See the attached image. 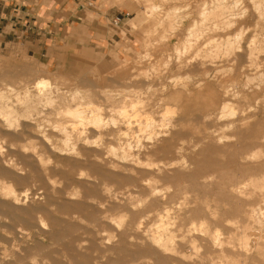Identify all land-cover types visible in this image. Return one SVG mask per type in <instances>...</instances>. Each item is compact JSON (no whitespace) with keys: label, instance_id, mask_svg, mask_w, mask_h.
Segmentation results:
<instances>
[{"label":"rangeland","instance_id":"obj_1","mask_svg":"<svg viewBox=\"0 0 264 264\" xmlns=\"http://www.w3.org/2000/svg\"><path fill=\"white\" fill-rule=\"evenodd\" d=\"M194 1L102 0L101 5L95 9L86 5L87 13L83 19L63 22L64 28L61 33L56 36L49 35L40 52L35 51V48L25 40L15 36L4 37L0 28V90L8 85L21 87L26 82L36 84L43 81L66 92H79L82 96L86 95V99L93 104L105 108L104 117L107 118L109 129L112 128V123H108L109 119L120 120L117 110H122L123 107L130 110L131 103H137L138 97L143 94L142 97L146 96L145 99L141 97L138 102L143 99L148 103L150 106L148 109L156 122L162 120L163 104L175 111L174 130L182 131L184 134L183 141L178 137L175 142L177 147L185 144L186 151L179 160H176L177 155L174 156L175 160L172 162L179 163L169 170L171 177L156 184L161 195L158 197L162 200L155 207H149L145 201L148 192L144 194L134 191L131 200H128L130 194L119 195L120 198L113 196L111 202H108L109 198L102 188H99V196L87 199L83 195L85 188L81 186L80 197L67 195L61 198H47L44 194L41 195L35 184L20 182L18 176L14 175L11 178L0 176V202L12 204L17 196L23 199L17 207L31 210L30 214L17 212L16 222L9 217H0V223L6 226H0V260H5L0 264H264V229L261 227L250 229L246 223H238L233 219V214H242L245 217L252 208L264 212V57H261L259 66L256 67H250L246 59L251 44L247 42L264 39V21L257 27L255 24L258 18L255 16L246 18L243 19L246 22L241 25V29L234 28L231 31L232 35L229 38L238 37V41L233 40L234 46L241 47L239 44L242 42L240 44L242 49H236L242 51L237 53L242 56L238 64L223 59L214 62L205 59L207 60L205 62L203 58H198L194 62L191 57L197 54L196 48L201 50L207 43L202 49L210 48L208 52L215 50L219 47L220 41L213 42L215 47L209 41L218 40L224 35L218 31L214 35L213 33L207 35L206 32L207 36H201V29L203 30L205 25H201L203 18L200 11L203 7L200 6V2L210 5L212 0ZM90 2L96 6L94 2ZM240 2L247 6L246 0ZM154 7H158L160 11L153 12ZM98 8L104 12L110 10L111 15L95 13L93 10ZM186 17V21L192 23L191 25L198 20V24L195 23L197 26L200 25V31L196 25L191 26L190 30V25L185 21ZM161 21L165 22V25ZM196 33L202 38L197 37ZM236 35L237 37H233ZM187 37H190V40H187ZM192 40H195L196 44ZM189 43L194 44L192 52L189 50ZM177 50L185 52L181 59L183 62L178 59ZM121 99H125L124 102H121ZM227 101L233 103V107L227 110L226 120L225 118L218 120V112ZM113 105L122 106V109L118 107L114 109ZM107 108L111 111L109 112ZM249 108L252 109L251 113ZM112 110L117 111L118 115L114 111L112 113ZM231 112L234 114L231 115ZM247 116H251L248 122L255 128L252 134L244 135L245 130L241 125ZM124 127L125 125L123 129L126 130ZM155 130L161 131L163 126L157 124ZM139 134L146 136L149 131ZM197 144L199 146L205 144L204 149H194ZM19 146H25L28 153L32 151V146L26 142H11L9 138L0 141L4 155ZM230 146L233 147L232 151H222ZM205 151L209 154L203 155ZM246 154L252 156L250 161H245ZM45 158L46 165L48 163L49 166L58 165L52 160L48 162L47 156ZM183 159L203 166L205 174L220 169L219 181L224 186L221 189L212 188L209 186L210 182H207L206 188H203L202 173L194 172L187 179L192 188L178 189L186 180L183 173L178 170L179 165L184 162ZM6 160L12 163L14 159L7 157ZM158 160L156 156L153 157V161ZM9 165L7 163L6 166L10 169ZM259 165L262 166L261 171L257 174H248L250 167ZM83 167L87 173L94 176L89 166ZM62 169L69 171L70 165L65 163ZM231 180L235 183H246L244 185L248 190H244L243 196L232 193L230 188L226 187V183ZM54 181L58 187L64 182L61 175H57ZM173 185H176L178 190L175 199L171 198L175 191ZM4 186L10 188L12 196L9 198L4 197L2 190ZM114 186L117 187L116 184ZM169 187L174 191H170ZM120 191L112 194L118 195ZM25 192L30 194L27 199L23 198ZM184 196L188 198L187 209L174 210L170 220H164L162 213L168 207L174 206L173 202L185 198ZM196 198L199 199L200 210L190 212L193 206L190 203ZM204 200H209L207 209ZM144 201L147 203L144 204ZM49 202L53 205L49 206ZM73 203H86L87 207L85 209L72 207ZM101 203L104 204L103 208L100 206ZM133 206L134 208H131ZM22 219L27 224L22 223L20 221ZM230 219L231 224H228ZM40 220L47 225V229L40 228ZM168 223H171L168 234L172 240L175 239L172 242L178 251L186 256L185 258L154 251L150 245L149 235L156 232L163 234L165 232L163 227H167ZM202 228L209 230L211 234L203 235ZM213 234L221 236L224 248L213 247L211 237ZM23 235L31 236L24 238L23 242L15 246L18 252H9L10 256L6 257L9 247L4 240L20 238ZM246 245L251 250L249 255L245 253ZM21 248L25 250L20 252Z\"/></svg>","mask_w":264,"mask_h":264},{"label":"bare ground","instance_id":"obj_2","mask_svg":"<svg viewBox=\"0 0 264 264\" xmlns=\"http://www.w3.org/2000/svg\"><path fill=\"white\" fill-rule=\"evenodd\" d=\"M194 2H197V1L195 0ZM211 3L212 4L209 3L210 5L206 3L207 4L206 5L205 3L202 4L200 2L201 4L200 6L203 7V8L201 7L202 9L200 11L201 12L200 16L203 18V21L202 19H200V21H202L203 24H201V22L199 23L202 26L205 25L203 27V30L201 29L202 34L201 33L200 34L202 36V35H206L205 33L208 32L207 35L208 34L211 35L212 33L214 35V33L219 31L218 33H223L224 35L223 36L221 35L222 37H219L218 40L213 39L214 41L213 40L209 41L210 44L213 42L216 43L217 41L218 42L220 41V43L217 42L219 44V47H216V49L214 48L215 50H212V51L210 50L208 52L210 48H207L206 50L202 49L203 47H206L207 43H205V46H203L201 50L195 47L198 52L196 51L197 54L194 53L195 56L192 53V56L194 57H191V58L193 60L192 59H189V60H192L195 62L196 59L203 58L204 60L207 59V60H210V62H214V61H217V59L220 61L223 59V60H231L234 64H238L240 60L242 59V56L237 53H240L242 51L236 50V49H240L242 47V45H240L242 42L240 41V44H239V46L241 47H238V45L236 44L235 45L237 47H235L233 44L234 43L233 40H235L236 42L238 37L236 35L233 37H237V39L229 38V36L232 35L231 31L234 28L241 29L240 28L241 25H244L246 22V21H243V19L250 18L253 16L258 18L257 19L258 22L255 25L260 26V24H262L264 21V0H246L247 6H243L244 4H240L241 3L240 0H212ZM160 9H162L161 6H160ZM152 11L156 12L160 10L158 9V7H154ZM177 13H179V11H177ZM198 13H199V10L197 12V16H198ZM174 17H175V14H174ZM186 19L187 17L185 18V21ZM168 22H169V19H168ZM195 22L193 25H196V28L199 29L200 25L197 26L198 20L196 22L197 24ZM162 23L164 24L165 22H162ZM191 24L192 23L189 24V22L187 23V25H190V27L193 26ZM189 29L191 30L192 27ZM238 31H241V30H237V32ZM240 36H241V33H240ZM242 36L244 35L242 34ZM190 37H187L188 38L187 40H190L189 39ZM197 37H200V35L198 34ZM257 38L258 37H256V39ZM231 39L232 41H230ZM192 41L193 43H195L194 42L195 40H192ZM250 42L251 44L249 45V49L247 48L249 50V53L247 55V58L246 57L245 58L248 59V63H250L251 65L250 67H253V66L256 67V66H259L258 63L261 57H264V39L262 40L260 39L258 42H256L255 39H253L247 43H250ZM189 45H190L189 50H191L192 52V50H194V44L189 43ZM215 46L216 45L214 44V47ZM222 46L225 48H223ZM203 50L207 52H204ZM176 52L178 55V59L181 60L182 55L185 52L182 53L181 50H177ZM207 60H205V62ZM186 61L188 62V60ZM203 65L204 64H202V66ZM182 67H184V65H182ZM186 67H187V63H186ZM248 70L250 69L248 68ZM225 82H228V81H225ZM150 90L151 89H149V91ZM126 94L128 95V92ZM129 95H131V93H129ZM135 95H136V92H135ZM140 95H141L140 96L141 98L143 94H140ZM85 96H82L79 94V92H75V91L74 93L63 91L59 87L51 85L50 83L43 82V81H40L36 84H31L29 82H26L23 85H21V87H16L14 85H11V86L8 85L6 86L5 89L0 90V141L5 138H9L11 142H19V143L26 142L32 146L31 153L27 152L28 150L25 148V146H19L16 149H14V151H11L7 155H4L2 148H0V159L2 160V162H0V176L4 178H11L14 175L18 176L20 182L24 181L28 184H35V186L41 192V195L44 194V196L47 198H51V197L61 198L67 195L74 197V198L78 196L80 197V195H82L80 187L84 186L85 193L83 195L87 199L88 198L93 199L99 196V191H100L99 188H102L101 190L107 195V198H109L108 202H111L110 199H112L113 196L114 198L115 196L117 198H120L119 195L126 196L130 194L128 196L129 197L128 200H131L133 198L132 196H133L134 191L142 192L144 194L148 192V196H146V200H145L148 202V206L149 207L157 206L161 202L162 199L158 197L160 195L159 194L160 191L159 189L156 188V184L160 182V180L171 177L170 176L171 173L169 172V170L173 169V167H175L179 163V162L178 163L176 162L177 164H175L172 162V160H175L174 156L177 155L178 159L176 160H179V158L183 156V154L186 152L184 148L185 144H182L181 147H177V144L175 142L176 138L179 137L181 138V141H183V137H184V134L182 131L174 130L176 128V124L174 122L175 111L168 105L163 104L164 111L162 110L163 108L161 109L159 107L161 111L163 112V115L161 117L162 120L160 119L161 121L156 122L155 119L153 118V115L150 109H148L150 107L148 103L145 102V100L143 99L138 102V99H140L138 97L137 103L136 102L131 103L132 106L130 110H127V107H123L122 109L121 108L122 106L118 107L116 105H113L114 109L118 107L119 109L121 108L122 110L116 109L119 115L117 111L112 110V113L114 111L116 115L120 116V120L108 118L109 119L108 123L109 122L112 123L111 124L112 128L109 129L107 126V118L104 117L105 108L103 109L102 106L100 105L97 106L93 104L90 100H87L86 99L87 96L86 97ZM123 97H126V96H123ZM124 100L121 99L120 101L124 102ZM113 103H110V105ZM232 107H233V103H231L230 101H227L222 106L220 112H218L219 113L218 120H221L223 118H225L224 120H226L228 117L227 110ZM154 109L156 111L155 107ZM110 111L111 110H109V112ZM249 111L251 113L252 109H250ZM112 113L111 114L109 113V114L112 115ZM233 114L234 113L231 112V115ZM70 119H72V121ZM249 119H251V116H247L245 119L242 120L243 124L241 123L242 124L241 126H243L241 128L245 130L243 131L244 135L252 134L254 132L255 127H253L251 122H248ZM157 124L163 126V130L156 131L155 128ZM124 125L126 127V130L123 129ZM134 129H136L137 131L135 132ZM148 131H149V134L146 136L139 134L140 132L142 133V132H148ZM204 147H205V144H203V146H199V144H197L196 146H194V149L201 148L202 150L204 149ZM232 149L233 147L230 146V147L225 148L222 151L230 152L232 151ZM202 154L208 155L209 152L205 151ZM45 156L48 157L49 159L48 162L52 160L58 165L49 166L48 164L50 163L46 165L47 162H45L46 161ZM154 156L159 158V160L153 161ZM7 157L8 159L10 157L11 160L14 159L12 160V163L6 160ZM251 157L252 156H249V154H246L244 159L245 161H250ZM80 160H82L83 162H80ZM183 160L184 162H182L179 165L180 167L178 170L179 172L183 173V176H184L183 178H186V180H184V182L178 186V189L184 188L186 190H190L192 188V184L188 182L187 179L194 172L202 173L203 188H206L207 182H210L209 186L212 188L221 189L224 186V184L219 181V177L221 175L220 169H217V171H213L212 173L205 174L206 172H204L205 169L203 170L204 168L203 166H198V165H195L194 163H189L185 161V159ZM7 163L11 165L10 169L6 166ZM59 163H62V164H59ZM65 163H68L70 165L69 171H65L64 169H62V165H64ZM83 166H89V169L91 172L94 173V176L91 173H87ZM261 169H262L261 165L256 166V167H250L248 170V174L249 175L257 174L258 171H261ZM75 172H77V175H75ZM57 175H61L64 181L63 185L59 187H58V184L56 186V182L54 181V178ZM114 184H116L117 187H115ZM244 184L246 183L245 182L243 184L242 182L235 183L234 181L231 180L228 183H226V187L230 188L232 193L243 196L245 194L244 190L246 191L248 190L247 186ZM248 184L249 183H247V185ZM113 186L115 188H113ZM173 187L175 191L172 190L170 187H169L170 188L169 190L174 191V193H172L171 198L175 199L178 190H177L176 185H173ZM9 189L10 188H7L6 186L3 187L2 190L4 193L3 192L2 193L5 194V196L3 195L4 197L9 198V196L11 195L10 193L11 191ZM118 190H121L120 193H118V195L112 194L113 192L115 191L117 192ZM29 195L30 194L28 192H25L23 194V198L27 199ZM15 197L16 198L14 199L12 204L7 203V202H0V217H3V218L9 217L13 220V222L17 221L15 217V214L17 212L22 211V212H26L29 214L31 212V210L29 209L18 208L17 206L21 204L23 199L17 196ZM121 199L124 200L125 198H121ZM187 199L185 197L182 200L175 201L176 203L173 202V204L175 205L168 207V209H166V211L162 213L163 214L162 218H164V220L166 219L167 221H169L170 215L173 213L174 210L176 211L186 210L187 209L186 205L188 204ZM145 201H144V204L147 203V202L145 203ZM198 201L199 199L197 198L191 201L190 204H192L193 206H191V210H189L190 212H197L200 210L198 208ZM203 203L206 204L205 209H207L209 207V200H204ZM52 205L53 203L49 202V206H52ZM103 205H104L103 203L100 204L102 208L104 207ZM74 206H78L80 209H85L87 207V204L86 203L85 204L84 203H73L72 207ZM131 208H134V206ZM169 208H172V209H169ZM36 211L38 212V210ZM233 216H234L233 217L234 220L238 221V223H246L248 225V228L250 229L251 227L253 228L261 227L264 229V212L258 208H255V209L252 208L249 211V213L245 215V217H243L242 214H236V213L235 215L233 214ZM20 221L22 223L27 224V222L23 219ZM231 221H232L231 219L228 220V224L229 223L231 224ZM173 223H175V221ZM168 224L169 225H167V227H163V229L165 230L163 234L162 233L157 234L156 232L152 235H149L148 233L149 238L148 237L147 238L150 240L149 241L150 245L152 248H154V251H161L164 254L170 255V256L180 255V258H183V257L185 258L186 256L182 254L181 252H179L178 249L176 248L175 243L172 242L175 239L172 240L171 236H169L168 234L169 226L171 225V223H168ZM3 225L0 223L1 227ZM140 225H142V223H140ZM173 226L172 228L175 227ZM4 227L6 226L4 225ZM41 227L44 229L47 227V225L44 222H42V220H40V228ZM34 228H37V227H34ZM192 233L193 232H191V234ZM202 233L203 235L211 234V232L207 229H203ZM28 236H31V235H27V236L23 235L20 238H14V239H5L4 243L8 245L7 247H9V249L7 250L8 253L5 256L9 257L10 256L9 252H18L16 251L15 246L18 245L20 242H23L24 238ZM211 237L213 238L214 248L218 249V247H223L224 243L222 242L221 240L222 238L221 236H219V234H213ZM24 250H25L24 248H21L20 252H23ZM245 253L247 255L251 254V250L249 249L248 245H246L245 247ZM2 261H5V260L1 259L0 262Z\"/></svg>","mask_w":264,"mask_h":264},{"label":"crops","instance_id":"obj_3","mask_svg":"<svg viewBox=\"0 0 264 264\" xmlns=\"http://www.w3.org/2000/svg\"><path fill=\"white\" fill-rule=\"evenodd\" d=\"M101 3L102 0H0L1 34L25 40L40 52L49 35L61 33L63 22L82 20L86 5L95 9ZM93 11L111 15L110 10Z\"/></svg>","mask_w":264,"mask_h":264}]
</instances>
